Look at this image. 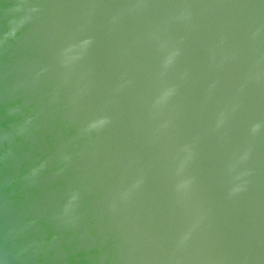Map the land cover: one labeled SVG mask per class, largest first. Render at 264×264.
Instances as JSON below:
<instances>
[{
  "label": "water",
  "instance_id": "95a60500",
  "mask_svg": "<svg viewBox=\"0 0 264 264\" xmlns=\"http://www.w3.org/2000/svg\"><path fill=\"white\" fill-rule=\"evenodd\" d=\"M0 264H264V0H0Z\"/></svg>",
  "mask_w": 264,
  "mask_h": 264
}]
</instances>
